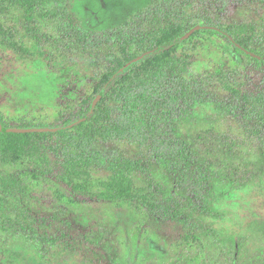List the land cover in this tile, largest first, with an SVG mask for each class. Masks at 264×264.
Masks as SVG:
<instances>
[{"label":"rangeland","instance_id":"374dc122","mask_svg":"<svg viewBox=\"0 0 264 264\" xmlns=\"http://www.w3.org/2000/svg\"><path fill=\"white\" fill-rule=\"evenodd\" d=\"M164 1L67 0L61 4L70 9L83 29L89 31L113 30L130 25V21L134 24L128 26L129 29L144 27L151 34L155 31L159 34L160 29L169 24L188 26L189 34L182 43L161 52L157 47L139 49L135 44L126 54L117 44L94 50L80 47L69 52L64 50L62 43H49L40 46L47 56L43 57L36 51L34 42L27 38L21 11L12 8L0 13L3 25H0V118L6 125L23 128L26 132L52 133L55 130L49 127L60 125L62 120L81 109L83 101L100 89L111 69L120 68L126 77L121 81L127 83L147 75L156 64L174 61L187 71L189 78L201 81L207 90L206 102L193 110L189 120L181 121L179 132L185 140L196 145L203 156L199 155V159L217 170L225 168L219 161L226 163L231 158V164L250 165L248 175L233 184L239 190L240 199L222 198L224 220L212 222L203 213H190L192 194L176 187L172 194L174 199L186 206L181 220L184 218L191 223L168 222L139 212L128 203L97 201L73 194V184L60 178V159L49 146L55 136L45 139L49 151H40L36 156L42 158L37 160L30 154L4 156L1 145L0 198L7 197V210L2 216L21 215L31 221L45 219L47 226L38 230L39 245L23 237L12 239L11 235H2L0 231V240L12 239L1 241L0 264H264V193L258 188L264 185V149L248 147L243 155L235 151L230 153L231 148L219 141L215 133L220 130L238 132L236 118L226 106L236 88L256 90L260 87V76L249 71L251 59L246 51L235 49L222 35L196 29L201 28L202 17L211 16L215 23L219 22L221 30H244L256 38L264 33V7L254 3L232 4L226 12H221L218 6L205 0ZM155 2L167 4L163 15L146 20L134 18ZM11 42H18L31 53L9 47ZM244 48L253 49L258 55L264 53V47L259 45ZM246 69L248 80L245 79ZM210 75H214L213 80ZM39 126L48 127L35 128ZM208 129H211L209 133ZM211 133L214 136L210 137ZM93 151L115 159L143 162L150 175L133 176L141 188L149 187L152 182L162 183L165 190L173 186L174 178L154 162L147 148L137 143L97 141ZM44 166L53 170L51 181L31 178L35 169ZM108 175V171L94 170V182L99 186ZM12 176H20L21 182L13 190L6 191L2 186L3 178ZM216 189L217 196L223 190L221 182ZM44 232L58 235V244L46 242Z\"/></svg>","mask_w":264,"mask_h":264},{"label":"trees","instance_id":"16d2710c","mask_svg":"<svg viewBox=\"0 0 264 264\" xmlns=\"http://www.w3.org/2000/svg\"><path fill=\"white\" fill-rule=\"evenodd\" d=\"M64 1L67 2V0H0V13L8 12L12 8L21 11V21L25 25L27 38L34 42L36 51L43 57L47 56L40 46L49 43L52 45L62 43L61 45L65 46L64 50L69 52L79 50L80 47L84 50H94L113 44H117L124 54L133 44L139 49L157 47L161 52L176 48L189 34L188 26L183 24L166 25L160 29L159 34L156 31L152 34L146 32L144 27L129 29L128 26L133 25L134 21H130L128 26L113 30L100 32L85 30L70 9L61 5ZM182 1L191 3L194 0ZM205 1L218 6L221 12H226L232 4L254 3L264 7V0ZM166 6L167 4L155 2L134 18L146 20L156 15L161 16L167 10ZM202 21L201 28L197 27V30L222 35L235 49L246 51L251 59L249 71L260 76V87L256 90H251L249 87L243 90L236 88L231 102L226 106V110L236 118L238 132L223 131V133L221 130L214 132L218 135L219 141L231 148L230 153L235 151L243 155L248 151V147L253 150L264 149V53L258 55L253 49L244 48L253 45L264 47V33L253 38L244 30L238 32L237 29L231 28L221 30L219 22L215 23V19L211 16L202 17ZM239 43L244 45L239 46ZM8 46L25 54L28 51L31 53V50L21 47L18 42L8 43ZM120 70V68L111 69L110 73L103 78L100 89L83 101L81 109L62 120L60 125L49 127L55 132H15L14 130H23V128L16 129L8 126L0 118V146H3V155L21 157L30 154L33 160H37L42 157L36 154L42 150L49 151L45 146V139L51 140L55 136L49 146L60 159L58 166L60 178L71 181L72 193L75 195L97 201L128 203L139 212L174 222L181 220L182 211L186 208L183 202L176 201L172 195L176 187H181L192 194L189 203L190 213H203L213 220L212 222L224 220L221 199L238 200L239 190L233 184L237 183L241 177L248 175L250 165L231 164L233 161L231 158L226 163L225 160L219 161V165H225V168L217 170L209 166L207 161L202 162L196 145L181 136L179 124L183 120H189L193 110L206 102V87L200 84L201 81L189 78L187 71L174 61L156 64L147 75L127 83L121 81L125 74ZM245 72V79L248 80L247 69ZM117 76L116 81L112 83L113 78ZM213 77L214 75H210L209 78L213 80ZM47 127L35 128L46 129ZM208 130L209 133L211 129ZM209 135L214 136L213 133ZM110 140L134 142L140 147L147 148L154 162L169 177L174 178L172 188L165 190L160 182H152L149 187L141 188L137 186L133 176L139 173L149 174V169L143 165V162L115 159L93 151L97 141ZM43 161L46 160L43 159ZM100 169L108 171L109 175L104 183L98 186L94 182L93 173L94 170ZM52 172L53 170H50L48 166H44L41 169H35L31 178L51 181ZM15 176L3 178L2 186L6 191L13 190L17 184H20V176ZM218 182L222 183L223 190L216 196ZM258 188L261 189V193H264V185ZM165 191L168 193L162 195ZM5 202L7 197H4V200L0 198L2 235L9 234L13 237L12 239L27 238L38 242L36 245H39L38 230L47 226L44 223L45 219L31 221L28 217L21 215L14 218L2 216V213L7 210ZM183 219L181 222L191 223ZM195 227L197 228L198 225L196 224ZM43 235L46 242L55 246L58 244L60 239L58 235L49 232H44ZM12 239L8 237L0 240V244L1 241L8 242Z\"/></svg>","mask_w":264,"mask_h":264},{"label":"water","instance_id":"95a60500","mask_svg":"<svg viewBox=\"0 0 264 264\" xmlns=\"http://www.w3.org/2000/svg\"><path fill=\"white\" fill-rule=\"evenodd\" d=\"M14 131H15V132H21V133H22V132H24V133L26 132L25 130H14Z\"/></svg>","mask_w":264,"mask_h":264}]
</instances>
